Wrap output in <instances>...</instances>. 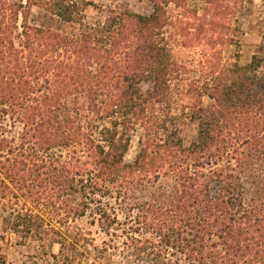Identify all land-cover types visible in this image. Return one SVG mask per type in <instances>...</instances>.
<instances>
[{"label": "trees", "instance_id": "obj_1", "mask_svg": "<svg viewBox=\"0 0 264 264\" xmlns=\"http://www.w3.org/2000/svg\"><path fill=\"white\" fill-rule=\"evenodd\" d=\"M150 1L154 11L149 16L113 10L103 25L91 27L84 23L89 3L0 0V113L19 116L47 150L86 144L102 175L124 179L132 195L139 193L136 185L143 187L146 195L135 200L143 215L153 217L149 229L158 230L169 245L173 239L184 253L190 251L189 259L264 264V80L251 74L259 58L245 67L214 71L200 88L199 100L207 96L213 104L203 107L197 101L192 107L198 135L189 147L170 112L171 82L179 69L170 37L179 44L177 37L183 36L184 45L200 41L210 50L230 44L225 29L236 30L226 20L253 0H198L206 6L201 15L191 11L190 22H172L168 12L170 5L188 11L190 0ZM32 6L79 24L80 37L28 25ZM16 33L23 39L20 47ZM146 82L151 87L143 91ZM107 121L108 126H100ZM138 128L140 149L128 164L124 158ZM18 164L22 170L16 169V177L29 169L25 161ZM44 175L52 191H75L76 172L66 164L52 165ZM144 184L155 190L146 193ZM70 210L84 216L87 203ZM33 219L18 215L14 231ZM166 223L174 236L165 233ZM58 243L61 254L52 258L72 264L65 245Z\"/></svg>", "mask_w": 264, "mask_h": 264}, {"label": "rangeland", "instance_id": "obj_2", "mask_svg": "<svg viewBox=\"0 0 264 264\" xmlns=\"http://www.w3.org/2000/svg\"><path fill=\"white\" fill-rule=\"evenodd\" d=\"M72 1L91 4L85 6L84 12V23L91 27L103 25L113 10L144 16L154 11L150 0ZM205 6L201 1L190 0L191 10L170 5L168 12L172 22L178 19L190 22L191 11L201 15ZM240 6L236 14L226 20L227 27L236 30L232 33L225 29V38L230 39V44H220L210 50L200 41L184 45L183 36L177 37L182 42L179 44L170 37L172 58L179 67L171 82L170 112L176 119L185 147H189L198 135V123L190 116L192 107L199 101L203 107L213 104L207 96L199 100V92L212 80L214 71L222 67H245L257 56L260 64L251 74L264 80V3L262 0L245 1ZM22 24L20 17L19 33ZM27 24L72 37H80L82 30L79 24L64 22L38 6L30 8ZM169 35L165 36L169 38ZM22 41L16 33V46L20 47ZM150 87V82L141 85L143 91ZM103 124L108 126L109 121L100 122V126ZM99 131L95 132V138L99 137ZM141 134L140 128L131 133L130 147L124 158L128 164L134 162L139 152ZM42 147L19 116L0 113V264H30L32 261L61 264L52 258V255L61 254L58 242L65 245L63 251L73 259L72 264H200L189 259L190 251L184 253L175 240L171 239L169 245L158 230L149 229L153 217L143 215L145 210H139V201L135 200L137 196L146 195L143 187L136 185L139 193L132 195L124 179L102 175L90 158L86 144L56 145L49 150ZM20 161L27 162L30 170L16 177V169L22 170ZM58 163L75 170V191L59 188L52 191V182L42 181L44 174ZM144 185L148 188L146 193L152 190L148 184ZM82 201L87 203L84 216L70 210V206L77 207ZM18 215H31L34 219L28 220L26 226L21 225V232L17 233L14 225L19 222ZM27 226L34 229L33 233H26ZM164 227L166 234L175 235L168 231L167 223Z\"/></svg>", "mask_w": 264, "mask_h": 264}]
</instances>
